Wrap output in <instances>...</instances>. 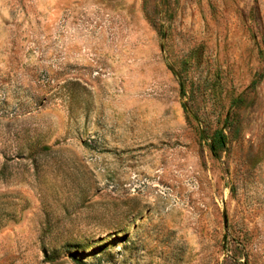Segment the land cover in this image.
<instances>
[{"label":"rangeland","instance_id":"1","mask_svg":"<svg viewBox=\"0 0 264 264\" xmlns=\"http://www.w3.org/2000/svg\"><path fill=\"white\" fill-rule=\"evenodd\" d=\"M0 264H264V0H0Z\"/></svg>","mask_w":264,"mask_h":264},{"label":"trees","instance_id":"2","mask_svg":"<svg viewBox=\"0 0 264 264\" xmlns=\"http://www.w3.org/2000/svg\"><path fill=\"white\" fill-rule=\"evenodd\" d=\"M198 135L200 141H205L207 143V148L213 157H218L219 153L225 150L227 137L222 129L215 130L210 136L204 135L203 132H199ZM227 252L231 254L232 257L237 255L235 250H227Z\"/></svg>","mask_w":264,"mask_h":264}]
</instances>
